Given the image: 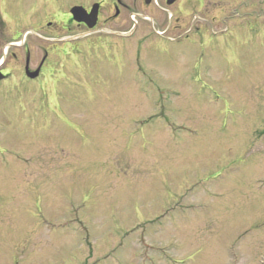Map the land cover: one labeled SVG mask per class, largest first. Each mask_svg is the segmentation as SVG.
<instances>
[{
  "label": "rangeland",
  "instance_id": "obj_1",
  "mask_svg": "<svg viewBox=\"0 0 264 264\" xmlns=\"http://www.w3.org/2000/svg\"><path fill=\"white\" fill-rule=\"evenodd\" d=\"M81 1L97 0L48 14ZM164 20L142 72L82 41L0 103V264H264V0ZM213 21L220 40L197 45ZM237 26L253 32L238 55L211 48Z\"/></svg>",
  "mask_w": 264,
  "mask_h": 264
},
{
  "label": "flooded vegetation",
  "instance_id": "obj_2",
  "mask_svg": "<svg viewBox=\"0 0 264 264\" xmlns=\"http://www.w3.org/2000/svg\"><path fill=\"white\" fill-rule=\"evenodd\" d=\"M203 1H81L70 6L60 18L55 13L48 14L49 9L56 12V0H0V103L8 106L12 104L14 108H16L15 105L20 106L21 104L14 101L11 95L19 97L21 93L25 95L31 85L42 86L45 84L48 75L53 70L51 66L56 65L58 61L63 60V56L68 55L65 47L73 46L71 50L76 52L84 45L82 41H87L95 49L97 44L102 43V39L107 40L105 50L113 45L115 50L118 49L116 53L121 50L126 52L123 55L124 58H116L115 63H119L122 67L131 65V71L135 67V70L142 72V59L138 49H142L143 41L152 34L162 36L163 30L161 31L160 28H167L168 25H164L166 23L164 19L170 13L200 6ZM74 7L84 11V14L82 13L76 20L69 13V10ZM88 18L95 20L92 29H89L85 23ZM156 18L159 20L155 21ZM162 18L164 19L162 20ZM129 23L131 24L130 29L122 31ZM214 23L215 21L211 25L203 26L204 30L198 36L197 45H203L204 38L220 40L218 32L220 26L216 27ZM113 24L119 29L111 30ZM231 29L232 32L226 42L212 44L211 48L224 49L232 55L234 54V57L239 54L240 45L252 40L253 32L245 26L232 27ZM65 33L67 37H63ZM32 39L46 45L44 48L40 47L41 57L38 61L36 52L32 49ZM92 39L97 42L96 46L94 43H90ZM113 39L115 42L112 41ZM183 39L188 41L189 37L185 36ZM203 46L208 47V44ZM134 49L135 51H133ZM135 53L136 58H134ZM73 55L78 57L77 54L70 56L73 57ZM129 56L133 57L131 61L127 59ZM151 86L156 89L159 87L155 84ZM245 111L249 113L248 110H243L242 113Z\"/></svg>",
  "mask_w": 264,
  "mask_h": 264
},
{
  "label": "water",
  "instance_id": "obj_3",
  "mask_svg": "<svg viewBox=\"0 0 264 264\" xmlns=\"http://www.w3.org/2000/svg\"><path fill=\"white\" fill-rule=\"evenodd\" d=\"M70 13H71L72 18L76 20L79 16L82 15V13L84 14V11L81 8H72ZM89 18L87 20H85L86 21L85 23H86L87 27L89 29H91L95 25V20L94 19L89 20ZM89 21H91V22H89Z\"/></svg>",
  "mask_w": 264,
  "mask_h": 264
}]
</instances>
